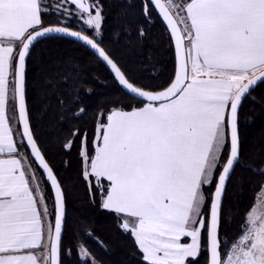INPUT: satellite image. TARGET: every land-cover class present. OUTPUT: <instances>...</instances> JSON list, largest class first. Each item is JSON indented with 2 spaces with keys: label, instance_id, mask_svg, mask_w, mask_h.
Segmentation results:
<instances>
[{
  "label": "snow or ice",
  "instance_id": "snow-or-ice-1",
  "mask_svg": "<svg viewBox=\"0 0 264 264\" xmlns=\"http://www.w3.org/2000/svg\"><path fill=\"white\" fill-rule=\"evenodd\" d=\"M51 8L46 0H0V264H63L72 254L63 244L73 228L64 187L33 126L27 82L32 48L59 37L91 49L136 101L98 113L89 151L87 133L74 125L87 110L82 82L66 96L55 93L51 77L41 89L42 111L56 94V125H68L61 147L70 152L80 138L81 176L95 181L98 206L117 214L143 264H200L202 256L204 264H264V196L236 234L222 232L235 169L253 171L245 160L264 164V149L244 154L241 135L244 102L264 108L255 95L264 87V0H141L146 21L155 13L175 50L174 74L161 90L137 86L101 46L102 0H57V22L45 25ZM73 18L80 30L71 29ZM146 34L138 29L140 38ZM257 174L264 181V167ZM79 255L100 264L83 246Z\"/></svg>",
  "mask_w": 264,
  "mask_h": 264
},
{
  "label": "trees",
  "instance_id": "trees-1",
  "mask_svg": "<svg viewBox=\"0 0 264 264\" xmlns=\"http://www.w3.org/2000/svg\"><path fill=\"white\" fill-rule=\"evenodd\" d=\"M102 2L105 21L102 36L99 37L101 46L119 62L137 86L161 90L172 78L175 69V51L165 25L155 19V13L153 22L146 21L141 13V0ZM55 18L52 13L45 14V25L55 24ZM70 26L80 30L74 18ZM140 27L147 33L143 38L138 36ZM65 75L71 77L67 82L61 79ZM47 77H51L55 93L65 96L72 84L82 82L80 95L87 110L74 120V125L87 133L89 151L92 150L98 113L101 110L106 112L114 105L127 108L136 101L119 86L107 66L83 44L59 37L43 39L33 47L27 69L29 110L45 156L64 187L68 221L73 225L64 234L63 244L72 254L63 257V264H85L79 255L80 246L86 248L91 259L99 260L100 264H143L134 239L118 227L117 214L98 206L99 193L93 191L95 181H85L81 176L80 138L77 137L70 152L61 147L62 130H66L68 125H56L60 115L56 94L51 95V107L47 112L42 111L41 89ZM255 95L264 102V87H258ZM249 116L252 117L251 122L246 119ZM241 117L243 152L246 156L259 154L264 149V135L261 134L264 132V108L260 103L245 101ZM243 163L250 164L253 171L247 167L235 169L227 186L222 209V217L228 221L222 223V232L230 236L238 232L244 214L255 205L264 187V181L257 174L264 164L258 158L255 163L250 160ZM47 195L51 199L50 189ZM93 197L95 203L92 202ZM75 225H80L79 229ZM204 259L203 256L200 258V264H204Z\"/></svg>",
  "mask_w": 264,
  "mask_h": 264
},
{
  "label": "rangeland",
  "instance_id": "rangeland-1",
  "mask_svg": "<svg viewBox=\"0 0 264 264\" xmlns=\"http://www.w3.org/2000/svg\"><path fill=\"white\" fill-rule=\"evenodd\" d=\"M46 2L49 4V5H51L52 6V8L50 9V11L48 12V13H52L56 18V22H57V16H58V13L56 12V10H55V5H56V3H57V0H46ZM60 3L62 4L63 3V0H60ZM79 24V23H78ZM80 25V24H79ZM37 175L38 176H40V177H42V175L39 173V171H38V169H37ZM45 187H46V185H45ZM48 196V195H47ZM261 196H264V187H263V189H262V191L258 194V196H257V199H256V202L259 200V198L261 197ZM49 197V196H48ZM255 202V203H256ZM51 199L49 198V206L51 207ZM205 211H207V209H205ZM231 234H229V236H230ZM88 259H91V256L88 258ZM82 260H84V258H82Z\"/></svg>",
  "mask_w": 264,
  "mask_h": 264
},
{
  "label": "water",
  "instance_id": "water-1",
  "mask_svg": "<svg viewBox=\"0 0 264 264\" xmlns=\"http://www.w3.org/2000/svg\"><path fill=\"white\" fill-rule=\"evenodd\" d=\"M153 22V21H152ZM72 29V28H71ZM72 30H75V29H72ZM62 38H67V39H71V40H74L75 41V39L74 38H70V37H62ZM43 39H46V38H41L40 39V41L41 40H43ZM77 42V41H76ZM79 43H81L82 44V42H79ZM37 44V43H36ZM35 44V45H36ZM33 49V48H32ZM91 50V49H90ZM32 51V50H31ZM92 51V50H91ZM175 51V50H174ZM93 52V51H92ZM105 64V63H104ZM106 65V64H105ZM108 68V67H107ZM109 69V68H108ZM110 70V69H109ZM111 72V71H110ZM113 75V74H112ZM118 83V82H117ZM120 86V85H119ZM121 88H122V86H120ZM123 89V88H122ZM124 90V89H123ZM125 92H126V90H124ZM47 159V158H46ZM48 161V160H47ZM49 163V162H48ZM50 164V163H49ZM51 166V165H50ZM52 167V166H51ZM53 168V167H52ZM54 170V169H53ZM41 171V170H40ZM42 172V171H41ZM55 172V171H54ZM56 174V173H55ZM59 179V178H58ZM226 194V193H225ZM65 200H66V197H65ZM224 200H225V196H224ZM223 204H224V201H223ZM66 209H67V206H66ZM64 238V237H63Z\"/></svg>",
  "mask_w": 264,
  "mask_h": 264
}]
</instances>
